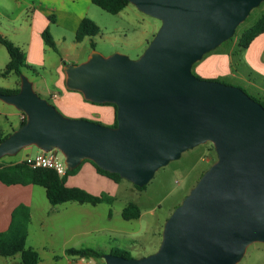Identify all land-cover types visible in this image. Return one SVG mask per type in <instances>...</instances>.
<instances>
[{
	"label": "water",
	"instance_id": "obj_1",
	"mask_svg": "<svg viewBox=\"0 0 264 264\" xmlns=\"http://www.w3.org/2000/svg\"><path fill=\"white\" fill-rule=\"evenodd\" d=\"M262 1L128 0L161 22L139 57L92 49L82 62H63L65 87L113 103L115 126L63 115L23 73L17 92H0L25 115L0 140V158L34 145L58 150L68 170L88 159L141 187L186 149L212 143L216 160L164 222L157 249L103 253L105 264H237L250 243H264V107L191 71Z\"/></svg>",
	"mask_w": 264,
	"mask_h": 264
},
{
	"label": "rangeland",
	"instance_id": "obj_2",
	"mask_svg": "<svg viewBox=\"0 0 264 264\" xmlns=\"http://www.w3.org/2000/svg\"><path fill=\"white\" fill-rule=\"evenodd\" d=\"M36 3L37 0H0V34L23 51L29 41L31 19ZM40 10L42 17L37 15L35 24L38 25L40 18L43 22L42 31L48 30L56 46L55 51L46 50L50 56L47 61L50 63L52 59L56 62V59L60 57L67 59L68 62L72 60L74 63L82 62L92 50L90 49L91 43L94 45V50L104 56L117 52L136 59L143 53L161 24L159 19L143 13L131 3L116 14L109 13L90 3L88 14L85 16L95 22L98 32L85 36L77 42L74 38V31L68 26L72 21L62 23L64 16L61 13L59 15L56 11L46 7ZM263 14L264 0L250 10L247 17L238 24L234 34L217 46V50H237V40L241 32ZM7 61L6 49L0 44V90L2 91L8 90L6 85H11L13 82L18 84V78L14 73L6 76L1 74ZM36 68L37 76L27 71L22 73L31 81L33 90L51 103L48 95L37 89L55 90L56 72L45 64L36 66ZM191 71L194 74L192 68ZM218 81L238 86L252 95L248 83L236 77H224ZM8 112H13V114ZM18 112L17 109L0 100V134L10 132L11 125H18ZM101 124L104 123L101 122ZM30 149L32 153H24L22 148L16 154L5 155L2 159L19 161L22 160L24 154L39 151L34 145H31ZM56 155L59 159H64L58 150H56ZM216 158L211 142L198 144L183 151L177 159L170 160L159 167L143 188L135 187L124 178L118 183L106 177H103L101 183L95 181L92 171L88 169L91 168L88 162L82 163L76 173L67 176L68 184L88 191L105 192L112 195L114 201L111 204L91 205L69 201L51 205L46 198L44 188L31 185L32 200L34 202L38 200L39 203L43 200L45 207L55 206V211L50 212L47 217L44 209L34 210L26 246L36 247L40 258L38 264H69V261L76 258L66 254L65 249L69 247H93L103 253L110 252L114 247H120L126 249L131 257L152 253L159 245L166 219ZM0 186L3 195L2 188L8 185L0 184ZM130 202L138 206L140 216L134 219H124L121 211ZM0 264H21L20 256L18 253L12 257L0 256ZM237 264H264V243H250Z\"/></svg>",
	"mask_w": 264,
	"mask_h": 264
},
{
	"label": "crops",
	"instance_id": "obj_3",
	"mask_svg": "<svg viewBox=\"0 0 264 264\" xmlns=\"http://www.w3.org/2000/svg\"><path fill=\"white\" fill-rule=\"evenodd\" d=\"M90 3H92L91 0H61L60 3L59 0H37L31 19L29 41L27 42L26 49L24 51L25 60L28 65L33 66L35 69H37L36 66H44V64L54 69L56 72V79L54 81L56 89L49 91L48 89L39 88L37 90L47 94L49 99L52 101L51 103L54 104L63 114L72 117H84L90 120H98L104 124L110 125L114 121L113 106L108 104L92 103L85 100L80 92L68 90L65 87L63 62L68 61L63 57L56 59V62L54 59L51 60V63L47 61L50 56L46 50L53 49L50 47L48 48L43 41V22L41 19H38V25L35 24L36 16L38 15V17H42L40 9H44L46 7L49 10L56 11L59 15L61 13L64 16L62 19L63 21H61L62 23L72 21L68 26L75 33L81 19L88 14ZM192 70L195 75L205 79L220 80V78L229 76L236 77L240 81L248 83V86L251 89V94L254 97L264 99V32L257 35L249 43V45L243 49L240 47H238L237 50L212 49L211 51L205 53L200 60L196 61L192 65ZM17 86V82H13L11 85H6L8 90ZM8 113L13 114V112ZM21 113L22 112L20 111L18 112V125H11L10 132L19 126ZM10 132H7L6 134H9ZM1 134L4 135L3 133ZM30 148L31 146L23 148L24 153H32ZM25 155L26 154H24V156ZM88 169L92 171L95 181L100 183L103 181L102 179L104 176L99 175L92 165L91 168ZM0 184L3 183L0 182ZM66 184L71 185L67 182ZM3 187H5L2 188L3 195L0 191V231L7 228L13 208L16 205L23 203L30 209V222L28 224L26 239V242H28L30 236V224L32 222L34 210L36 208L44 209L46 216L49 217L50 212L55 211V206L45 207L43 200H41L40 203L38 200L34 202L31 197L33 191L31 184H13ZM89 192L94 194L99 193L97 191L90 190ZM27 247L36 250L35 246L27 245ZM69 264H105V262L103 258L85 259L76 257L75 259L69 261Z\"/></svg>",
	"mask_w": 264,
	"mask_h": 264
},
{
	"label": "trees",
	"instance_id": "obj_4",
	"mask_svg": "<svg viewBox=\"0 0 264 264\" xmlns=\"http://www.w3.org/2000/svg\"><path fill=\"white\" fill-rule=\"evenodd\" d=\"M91 2L101 9L112 14L118 13L129 3L128 0H91ZM97 32L98 27L95 22L89 17L84 16L76 28L74 38L75 41L80 42L85 36H91L96 34ZM262 32H264V14L256 19L252 25L245 28L241 32L237 40L238 47H240L241 49L246 48L249 43ZM42 38L44 43L48 47L56 50L55 43L47 29H44L42 31ZM0 44L4 46L8 54V61L5 64V67L2 70L1 74L3 76H6L9 73H14L18 78L17 87L6 91L0 90V92L15 93L19 90L20 73H22L23 71H27L32 75L37 76L38 72L37 69L26 63L25 53L20 47L14 45L12 42L2 37L1 35ZM90 49H94L93 43L90 44ZM250 96L264 107V99L254 97L252 95ZM100 104H108L113 106L114 121L109 126H115L116 106L113 103ZM24 120L25 118L20 121L19 125L22 124ZM91 121L101 123L98 120ZM7 135L8 134H0V140H2ZM84 162H89L99 175L110 179L114 183H118L122 179L118 173L103 170L88 159H84L77 167L71 170L66 169L65 174L59 176L53 169L50 168H33L23 159L19 161H5L0 158V182L6 185H39L44 188L46 198L51 205H58L69 201H75L80 204L89 203L91 205H97L99 203L111 204L114 201V197L108 193L101 192L98 194H94L84 188L66 184L67 176L76 173L79 170L81 164ZM135 187L143 188L144 186ZM121 215L124 219L138 218L140 216V210L135 203L130 202L122 209ZM29 222V207L23 203L16 205L11 212L10 221L7 228L3 231H0V256L12 257L18 253L20 256L21 264L39 263L40 258L38 252L35 249L26 246ZM65 252L68 255L85 259H98L102 258L103 256L102 251L93 247H69L65 249ZM110 253L121 255L124 257H131L126 249L120 247L112 248L110 250Z\"/></svg>",
	"mask_w": 264,
	"mask_h": 264
},
{
	"label": "built area",
	"instance_id": "obj_5",
	"mask_svg": "<svg viewBox=\"0 0 264 264\" xmlns=\"http://www.w3.org/2000/svg\"><path fill=\"white\" fill-rule=\"evenodd\" d=\"M25 115L21 113L20 119H24ZM31 167H43L53 169L59 176H62L66 172V165L64 159H59L56 155V150L48 152L39 150L33 154H26L22 158Z\"/></svg>",
	"mask_w": 264,
	"mask_h": 264
}]
</instances>
